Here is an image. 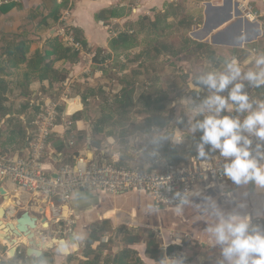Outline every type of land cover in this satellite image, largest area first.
I'll use <instances>...</instances> for the list:
<instances>
[{
  "label": "crops",
  "instance_id": "1",
  "mask_svg": "<svg viewBox=\"0 0 264 264\" xmlns=\"http://www.w3.org/2000/svg\"><path fill=\"white\" fill-rule=\"evenodd\" d=\"M60 1L57 0V2ZM179 1L183 0H74V5L70 9V21H72L74 29L80 33V39L85 41L88 47H98L110 51L108 49L109 40L117 32L126 28L125 23L133 20L131 14L141 13V19L145 21L149 20L151 23L154 21L153 17L155 15L157 16V14L162 13L163 9H166L167 6L173 5V7H176L175 3ZM238 1H247L257 10H264L262 0H202L200 1L202 2L201 4L194 2V5L198 7L205 4V23L200 29L194 32L195 36H193L198 37V34H200L201 45L199 48L205 54H202V62L200 61L202 66L200 70L198 69L197 74L195 73L193 76V72L191 71V74L186 78V91L179 99L180 104H186L188 109H195L193 112L194 117L198 115L196 113V106L200 105L213 91L208 89L207 86L199 84L197 77L212 70L223 71L225 62L232 58H235L239 62L243 74L244 71L253 67V63H250V61H253L254 55L257 52H264V38L258 33L259 27L250 23L239 22V18H236L238 16L236 11V3ZM53 2L54 0H7V3H1L0 52L3 45L9 42L11 35H18L25 32L28 39L35 38L33 37V27L39 20V17L44 15L52 6ZM207 3H210L214 9L208 12L206 7ZM229 4L233 18L217 29L209 31L214 24L221 21L226 15ZM104 10H114L116 16L103 21L96 20L95 15ZM104 22L111 24V26H106ZM51 29L52 26L50 25L43 30L50 33ZM45 33L41 36L39 35L42 38V42L48 35ZM39 46L42 47V45ZM84 60L85 63L81 66L76 64L71 65L69 63L62 65V62L55 64L56 69L63 68L66 71L65 80L62 82L37 81L32 83L30 90L34 93V100L43 99L47 101L51 99L50 95H48L51 94V91L56 92L61 89L60 91L63 92V88L67 84L70 91L69 94L72 93L73 85L79 83L80 79L82 80V74L80 75V73H86L87 71L88 62L86 59ZM183 69H185L184 66ZM6 82L8 85L13 84L12 77L6 80ZM236 82L245 83L246 87L244 91L248 94L251 101H264V85L253 87L249 86L246 81ZM231 87L232 85H229L228 88L219 94L227 96ZM44 91L48 93L44 95ZM61 92L55 99L60 97ZM196 92L199 94V98H197ZM72 97L81 102L80 96ZM72 101H74L72 103L76 104V100ZM195 102L198 103L191 106ZM200 114L204 117L211 113L205 109ZM221 115L238 117L242 121L247 113H237L233 109L232 112H228L227 110L222 111ZM73 122L76 128L74 131L77 135L75 148H70L65 143L67 136L66 134L64 135L63 121H61L60 126L56 127L52 133L54 139L50 141L49 152L44 162L53 170L59 164H70L72 162V156L76 154V151L85 153L88 147L91 148L89 144L90 137L88 135L84 136L85 142L83 145H79L83 133L86 132L84 122L82 120ZM193 124L194 118H190L187 125L188 130H180L176 127L177 129L173 130L171 134L170 147L164 149L162 146L163 149L160 151V154L164 157L165 150H176L181 156L179 163L173 162L177 165L187 164L192 158L205 160L218 156L219 150L214 152L210 151L211 146L207 144L205 145V151L208 153V156L206 158H200L198 156L197 144L200 142V138L198 137L197 131H192ZM151 144L153 145L152 142ZM155 144L159 146L157 143ZM19 150L21 149L19 148ZM156 150L157 148L153 153ZM91 152L93 151L90 150ZM10 153L13 154L12 152ZM101 157L104 158L103 156ZM133 157L138 158L139 156L135 154ZM54 159L57 160V164L53 161ZM111 161L118 162L119 166L127 169H148L150 164V160H141V163L134 161L121 162L122 160L119 154L111 156L108 162ZM209 200L214 201L226 213L239 211L242 214H251L253 223L264 224V189L256 188L254 185L253 192L249 193L248 185L234 186L229 190L228 197L223 199L217 191L204 184L195 186L193 194L188 200L189 203L183 205L182 213L179 214L175 211V208L149 212L148 205L153 204L152 200L147 195L136 191L129 190L116 195L106 193H94L92 195L86 193L76 200L75 207L71 209L72 225L70 227L65 225L63 230L70 228V235L75 233L76 235L82 236L83 239L78 240L79 245L84 241L87 233L94 231L102 230L103 234H105L110 230H117L118 228L133 230L134 233L139 230H148L154 234L159 245L164 249L162 252L163 255L165 253L168 256L172 253H176L177 255L182 254L186 256L185 264H219V261L222 259L220 256V245L214 243L211 234L207 231L209 227L217 222L216 218L210 215V209L208 207ZM241 204H244L245 207L240 208L239 205ZM41 220V217L38 218L39 223L37 222V229L42 228L40 225ZM144 244L141 238L139 243L130 244L129 247L135 251H138V248L139 250L143 249V257L138 253L144 264H157L161 257L158 259H152L148 256L145 257ZM169 250H171L170 253H168ZM71 252L72 250H70ZM25 258L27 257L25 256Z\"/></svg>",
  "mask_w": 264,
  "mask_h": 264
},
{
  "label": "rangeland",
  "instance_id": "2",
  "mask_svg": "<svg viewBox=\"0 0 264 264\" xmlns=\"http://www.w3.org/2000/svg\"><path fill=\"white\" fill-rule=\"evenodd\" d=\"M0 1L4 2V0ZM200 1L202 0H183L175 3L176 7H173V5L167 6L157 16L162 17L165 12H168V14H172V17L158 24L156 28L151 26L149 20L145 21L141 19V13L131 14L133 20L125 23L126 28L117 32L112 38H115L121 32H133L136 46L128 51H118L117 53L104 50L106 51L104 56L107 53L109 55L105 56L106 59L101 64H93V59H95L96 55V50L93 47H83L84 52L82 54L79 53L80 57L83 56L88 63L90 60L88 57H85V52L93 54L94 57L91 65L87 64L86 73H80V75L82 74V80L80 79L79 83L73 85V94H69L70 97L80 96L81 102L73 98V100L78 101L79 105L72 103L74 101H69V113L67 112L68 115H73L75 112L80 111L82 106V110L71 117V120L74 121L78 116H81V120L85 124L86 132L83 133L79 141L80 146L85 142L84 136L88 135L90 137V147L92 150H97L95 152L96 156H103L105 160L109 161L111 156L119 154L121 162L134 161L141 163V160H151L153 151L157 147H160L161 150L163 147L164 149L170 147L171 134L173 130L177 129L176 127L180 130H188L189 119L194 118L195 120L196 118L193 114L195 109H188L186 104H180L179 99L186 91V78L191 74V71L193 72V76L195 73L197 74L202 66L200 64V61L202 62V54H205L199 48L201 41L197 37H193L195 36L194 32L205 23V4L200 5L201 7L194 5V2L201 4L202 2ZM68 2V8L61 11L62 14L65 11L69 13L68 15H64V18H66L65 23L67 22L66 26L61 25L60 21H58L55 24H51L52 29L50 33L42 29L37 35L33 36H36L32 38L36 42L31 46V50L36 46L41 48L39 45H42V41H37L36 38L45 32L48 34L46 38L50 36L60 37L59 30L65 28V30H68L65 31L67 32L66 36L75 39V29L72 21H70V9L74 5V0H68ZM62 14L60 15L62 16ZM157 16L153 17L154 20ZM104 24L108 27L109 25L111 26L107 22H104ZM80 36V33L77 31V37L80 38ZM60 38L62 39V37ZM64 46L67 47L65 44ZM70 49L75 51L72 48ZM184 62L186 63L183 64ZM183 66L185 69H183ZM59 70L62 74L66 75V71L63 68ZM92 71L93 74H91ZM186 72L187 74H185ZM10 77L13 79V84L8 85V81L6 82L7 89L2 95V106L7 109L12 117L17 119L19 116H22L27 122L28 129L33 130V122L36 119L37 113L29 105L26 107V101L18 97L20 89L16 85L15 77L11 75L6 77V80ZM66 87H68V84L65 85L64 90ZM123 88L132 90L131 97L133 102L130 108L119 110L115 103V97L121 94ZM60 90L56 92L51 91V94L48 95H50L52 100H56L55 98L61 92ZM90 90L93 91L90 92ZM30 92L32 91L30 90ZM43 93L45 95L48 92L44 91ZM83 95L89 96L84 102L81 100ZM156 101L159 104H156ZM197 103L195 102L191 106ZM3 113L0 112V136H3V139H0V153L4 155L16 152L21 148L22 143L17 141L14 145L6 144L5 139L13 127L10 123H6L3 127L4 122L9 117L7 115L3 118ZM156 115L169 118V123L165 128L156 130L147 127L146 119ZM60 123L61 119L58 118L55 128L60 126ZM95 125H98L102 130L100 134L94 135L92 133V127ZM53 139L52 135L50 141ZM135 154H138L139 157L134 158ZM11 194L14 196L13 192ZM1 203L0 199V205H2ZM33 205L34 202H30L27 205L22 204L17 209L18 217L22 213L28 212L31 216L40 218L38 208ZM65 225V222H60L59 225H48L46 229L43 227L37 229L36 227V230L33 232L35 237L39 238L42 242L49 241L52 238L66 239L69 234H56L59 229L58 226H60V229H63ZM110 231L105 234L100 232V230L87 233L84 241L80 243L78 250L73 249L70 255L67 256L53 249L46 250L44 251L45 256L41 260L32 256L25 258V249L28 245H24L22 242L16 245L15 256L9 258L3 250L5 243L0 241V258L2 264H78L79 260H89L90 262L95 254L92 253L87 258H84L82 251L85 250L84 243L89 235L95 233L98 240L92 244L91 249L97 250L101 247L102 253L99 264H103L105 259L113 257L121 250L125 248L130 249V240L135 236L132 230L126 228ZM103 236L107 238V241L103 239ZM141 238L144 243L148 241L147 235H142ZM155 242L158 246V252L162 256L164 249L159 245L156 238ZM136 252L138 256H140V253L143 257V249L139 250L138 248ZM147 256L146 254L145 257ZM139 258L141 259V257Z\"/></svg>",
  "mask_w": 264,
  "mask_h": 264
},
{
  "label": "built area",
  "instance_id": "3",
  "mask_svg": "<svg viewBox=\"0 0 264 264\" xmlns=\"http://www.w3.org/2000/svg\"><path fill=\"white\" fill-rule=\"evenodd\" d=\"M262 2L264 3V0ZM1 3H7V0L0 2V5ZM236 11L238 14L236 18L257 25L260 36L264 38V10H257L247 1H238ZM66 14L69 13L65 11L58 20L63 26L67 24L64 18ZM65 31L68 30L65 28L59 30L64 44L82 54L83 46L74 38L66 36ZM85 57L89 58L88 64L91 65L93 54L85 52ZM69 92V88L66 87L56 100L45 101L33 98L29 106L39 110L33 122L30 139L21 150L13 154L0 153V188L10 197L19 193V198H12L17 204L14 209L15 214L8 216V210H5L4 218L15 220L18 217L17 209L22 204L34 202L33 206L38 208L39 216L49 225L65 222L66 226L70 227L72 225L70 202L78 191L110 195L129 190L136 191L147 195L152 203L158 206V211H161L175 208L181 199L188 201L197 185L205 184L211 187L223 199H226L229 190L236 186L223 175L225 158L220 155L205 160L192 158L187 164L177 165L160 154V147H157L153 153L148 169L121 167L118 162H108L101 156H96V150L88 147L85 153L76 151L70 164H59L53 170L44 160L49 152L50 138L57 119L63 121L64 135L67 136L65 143L68 147L74 148L77 138L76 132L72 130L73 121L70 119L77 112L68 115L66 111L68 102L73 100ZM196 96L199 98V94ZM251 138L254 146L257 141L254 137ZM90 150L93 152L90 153ZM53 161L57 164L56 159ZM176 193H179V196H176ZM0 199L3 204L1 194ZM63 207H67L69 212L66 218L62 216ZM40 225L42 226V223ZM58 227L56 234L70 235V228L63 230ZM185 237L188 238L187 235ZM103 239L107 241L104 236ZM69 247L72 250V245ZM174 255L177 254L172 253L170 257Z\"/></svg>",
  "mask_w": 264,
  "mask_h": 264
},
{
  "label": "clouds",
  "instance_id": "4",
  "mask_svg": "<svg viewBox=\"0 0 264 264\" xmlns=\"http://www.w3.org/2000/svg\"><path fill=\"white\" fill-rule=\"evenodd\" d=\"M250 63H253V67L242 74L239 62L232 58L225 62L223 71L212 70L197 77L199 84L213 91L196 106V113L200 114L207 109L211 114L196 121L192 125V131H202L197 144L200 158L208 156L205 145H210V151L219 150V155L225 158L223 175L236 186L251 183L256 188L264 189V101H251L244 91L245 83L236 82L246 81L253 87L264 85V52H257ZM229 85L232 87L227 96L220 95ZM233 109L247 115L242 121L238 117L221 115L222 111L232 112ZM251 137L257 141L254 146ZM188 203L189 201L181 199L175 211L182 213L183 205ZM208 207L210 215L217 220L207 231L214 243L220 245L222 259L219 264H264V224L253 223L251 214L239 211L226 213L214 201L209 200ZM239 207L243 208L245 205L241 204ZM148 210L156 212L158 206L149 204ZM81 239L82 236L73 234L74 241ZM60 244L63 248L64 242L61 241ZM185 261L186 257L182 254L170 257L165 253L157 264H185Z\"/></svg>",
  "mask_w": 264,
  "mask_h": 264
},
{
  "label": "trees",
  "instance_id": "5",
  "mask_svg": "<svg viewBox=\"0 0 264 264\" xmlns=\"http://www.w3.org/2000/svg\"><path fill=\"white\" fill-rule=\"evenodd\" d=\"M68 3V0H61L60 2L54 0L52 6L44 15L40 17L36 16L39 17V20L33 27L34 35H37V33L40 32L42 28H48L52 23L55 24L56 22H58L61 11L67 8ZM115 16L116 15L114 10H104L96 14L95 19L98 21H103ZM170 17H172V14H168V12H165L162 17L157 16L155 20L151 22V26L156 28L158 24L163 23ZM31 18L33 19V17ZM75 33L76 41H78L85 48L87 46V43L77 37L76 29L74 30V34ZM132 33H128L125 31L119 33L115 38H112L108 43L109 50L111 52L117 53L118 51H128L134 48L136 46V39L134 34ZM37 41H41L40 36L37 37ZM35 42V39H28L25 35V32L18 35H11L9 42L3 45L0 52V112H4L2 116L3 118H5L7 115L9 116L4 122L3 126L6 125V123H10L13 127L12 129H10L11 131L8 133L5 142L6 144H15L18 140V142L22 143L20 149H22L30 139L31 130L28 129L26 125L27 122L22 116H19V118L16 119L12 117V115L7 111L5 107L2 106V95L6 92L7 89L6 77L11 75L15 77L16 85L20 89L18 97L26 101L27 107L34 97V93L30 92V86L32 83L37 81L62 82L65 80L66 75L62 74L59 69H56L55 64L62 62V65H64L65 63H69L71 65L76 64L78 66H81L85 63L83 56L80 57L79 52L72 51L70 48L65 47L62 39L58 36H50L48 38H45L42 42L41 48L36 46L33 50H31V46ZM94 49L96 50V55L95 59H93V64L96 65L103 63V61H105L106 59L105 56H108L109 54L107 53V55L104 56L106 51L98 47H95ZM9 70L12 72H10ZM91 74H93V71L91 72ZM92 91L93 90H90V92ZM131 95V89L123 88L121 90V94L115 97V103L117 104V108L119 110L126 109L128 107L130 108L132 106L133 99ZM88 97V95H83L81 97L82 102L86 101ZM75 103L78 104V101L76 100ZM155 103L159 104L158 101H156ZM38 104L42 105L41 102H38ZM34 109L35 113H38L39 108ZM203 118L204 117L202 114H198L194 120V123H196V121L198 120H202ZM77 120H81V116H78L74 121ZM146 122L148 124V128L151 127L156 130H161L168 125L169 118H165L161 115H156L147 118ZM72 130H76L75 124L72 125ZM196 131L198 137L200 138L202 136V131ZM101 132L102 130L98 125L92 127V133L94 135L100 134ZM0 139H3V136H0ZM164 157L169 161L179 163L181 156L176 150L170 149L165 151ZM100 232L103 231L100 230ZM134 235L135 236H133L129 244L139 243L141 241L142 235H147L148 241L145 243V253L152 259H158L159 257H161L160 253L158 252V246L155 242V236L153 233L148 230H139ZM97 240L98 239L95 233L89 235L84 243L85 250L82 251V254L84 258H87L92 253H94L95 256L90 262L89 260H79L78 264L100 263L102 253L101 247H99L97 250L91 249L92 244ZM53 250L57 251L56 248H53ZM168 252L170 253L171 250H169ZM44 256L45 254L43 253L38 259L41 260ZM103 264H144V262L139 258L135 250L125 248L115 254L113 257L105 259Z\"/></svg>",
  "mask_w": 264,
  "mask_h": 264
},
{
  "label": "water",
  "instance_id": "6",
  "mask_svg": "<svg viewBox=\"0 0 264 264\" xmlns=\"http://www.w3.org/2000/svg\"><path fill=\"white\" fill-rule=\"evenodd\" d=\"M207 6V11L209 12V11H211L212 9H214V7L210 4V3H207L206 4ZM233 18V14H232V11H231V6H230V4H229V7H228V11H227V13H226V15L223 17V19L221 20V21H219L218 23H216V24H214L210 29H209V31H211V30H213V29H217L218 27H220L221 25H223L224 23H226V22H228V21H230L231 19ZM239 22H245V23H247L246 21H243L242 19H239ZM258 33L260 34V31L258 30ZM199 40H201V38H200V34H198V37H197ZM253 188H254V184H249L248 185V191H249V193H252L253 192ZM86 193H88V194H94V193H92V192H84V191H78V192H76L75 194H74V198H73V200L70 202V206L72 207V208H74L75 207V202H76V200L79 198V197H81V196H84ZM0 194L1 195H3V200L6 198L5 197V191L2 189V188H0ZM5 215H6V212L5 211H3L2 212V218H4L5 217ZM16 220V221H15ZM15 220H13L15 223H17L16 225H15V228H16V230L17 231H19V234L18 235H8L7 236V238L6 239H10V241H11V243H10V245H7V244H5V246H4V248H3V250L6 252V254H7V256L9 257V258H13L14 256H15V253H16V249H17V247H16V245L19 243V241H20V237H19V235H25L26 234V232H32V231H35V229H36V223H37V220L35 219V218H32V217H30L29 215H28V213L27 212H24L23 214H21V216L19 217V218H16ZM13 222V223H14ZM44 222H46V220L43 218L42 220H41V223L43 224ZM1 223V222H0ZM8 226H12V224L11 223H8L7 224ZM1 226H0V241H2V239H1ZM73 234H75V233H72L70 236H68L66 239H63V238H52V240H56L57 242H61V241H67V243L69 244V245H72V247H73V244L74 245H76L77 246V249H76V251L78 250V248H79V241H74L73 240ZM33 239V236L31 237V238H29V240H32ZM56 248L57 249V251L60 253L61 252V250H60V247L59 246H57L56 244L54 245V246H50V247H48L47 249H44V247H40V248H36V247H34V246H32V245H30V246H27L26 247V249H25V256L27 257V258H29V257H34V258H39L43 253H44V251H46V250H52L53 248ZM73 251V250H72ZM61 254V253H60ZM70 254V252L69 253H67L66 254V256L67 255H69ZM0 264H2V260H1V258H0Z\"/></svg>",
  "mask_w": 264,
  "mask_h": 264
},
{
  "label": "bare ground",
  "instance_id": "7",
  "mask_svg": "<svg viewBox=\"0 0 264 264\" xmlns=\"http://www.w3.org/2000/svg\"><path fill=\"white\" fill-rule=\"evenodd\" d=\"M68 105H69V102H68ZM68 105H67V107H66V109H67V112L69 113V111H68ZM5 195V199H4V204H2V205H0V226H1V239H2V242H4L5 244H7V245H10V243H11V241H10V239L8 238V239H6L7 238V236L8 235H18L19 234V231H17L16 230V228H15V225L17 224V223H15L13 220H10V219H5V218H2V212L3 211H5V210H8V216H11V215H13V214H15V212H14V209H15V206L17 205L16 204V201H14V199H12V198H19V193H16V196H14V197H10L9 195H8V193H5L4 194ZM1 207H4V208H1ZM28 213V212H27ZM23 214V213H22ZM68 214H69V212H68V209H67V207H63L62 208V216L63 217H67L68 216ZM28 215L30 216V217H32V218H35L36 220H37V222H38V218H36V217H34V216H31L29 213H28ZM21 216V215H20ZM19 218V217H18ZM9 221V222H8ZM16 221V220H15ZM14 222V223H13ZM8 223H11L12 224V226H8L7 224ZM48 223L47 222H44L43 224H42V227L44 228V229H46V228H48ZM36 227H37V223H36ZM36 230V229H35ZM33 236V239L32 240H29V238H31ZM19 237H20V241L19 242H22V243H24L25 245H28V246H30V245H32V246H34V247H38V248H40V247H44V249H47L48 247H50V246H54L56 243V245L57 246H59L60 247V250H61V254L62 255H66L67 253H69L70 252V250L67 248V241H63L64 242V247L63 248H61V244H60V242H57L56 240H50V241H46V242H42L39 238H36L35 237V234H34V232L32 231V232H26V234L25 235H19ZM36 238V239H35ZM55 243V244H54ZM67 243V244H66ZM68 247H69V244H68ZM70 248V247H69ZM73 249H77V246L75 245L74 247H72V250Z\"/></svg>",
  "mask_w": 264,
  "mask_h": 264
},
{
  "label": "flooded vegetation",
  "instance_id": "8",
  "mask_svg": "<svg viewBox=\"0 0 264 264\" xmlns=\"http://www.w3.org/2000/svg\"><path fill=\"white\" fill-rule=\"evenodd\" d=\"M52 240V239H51ZM50 241V240H49ZM24 244V243H23ZM55 244V243H54ZM57 244V243H56ZM67 244V243H66ZM25 245V244H24ZM36 248H38V247H36ZM67 248L69 249V247H68V244H67Z\"/></svg>",
  "mask_w": 264,
  "mask_h": 264
}]
</instances>
